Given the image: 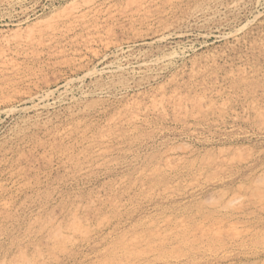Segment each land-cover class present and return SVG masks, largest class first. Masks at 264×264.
I'll return each instance as SVG.
<instances>
[{"label":"rangeland","instance_id":"obj_1","mask_svg":"<svg viewBox=\"0 0 264 264\" xmlns=\"http://www.w3.org/2000/svg\"><path fill=\"white\" fill-rule=\"evenodd\" d=\"M0 264H264V0H0Z\"/></svg>","mask_w":264,"mask_h":264}]
</instances>
